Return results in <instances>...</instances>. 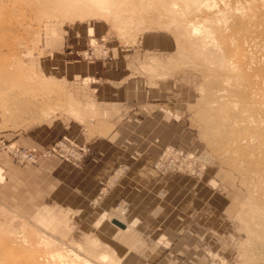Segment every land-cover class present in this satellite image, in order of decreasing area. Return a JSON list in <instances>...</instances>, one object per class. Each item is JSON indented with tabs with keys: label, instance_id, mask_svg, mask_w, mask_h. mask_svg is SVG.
Masks as SVG:
<instances>
[{
	"label": "rangeland",
	"instance_id": "1",
	"mask_svg": "<svg viewBox=\"0 0 264 264\" xmlns=\"http://www.w3.org/2000/svg\"><path fill=\"white\" fill-rule=\"evenodd\" d=\"M167 1L77 14L0 0V68L16 75L0 85V264H264L256 152L242 132L237 147L223 123L234 111L209 88L200 36L185 31L218 12L207 39L233 57L236 20L220 9L264 0ZM132 176L151 193L165 187L144 223L131 219Z\"/></svg>",
	"mask_w": 264,
	"mask_h": 264
},
{
	"label": "bare ground",
	"instance_id": "2",
	"mask_svg": "<svg viewBox=\"0 0 264 264\" xmlns=\"http://www.w3.org/2000/svg\"><path fill=\"white\" fill-rule=\"evenodd\" d=\"M115 1L116 0H52V5L57 9L58 8L63 9V11H66L69 13L83 14L84 11H90V10L95 9V8H98V10H99V9L104 8V7H108L109 4H111L112 2H115ZM182 1L184 2L186 0H182ZM194 1L195 2L200 1V2H198L199 4L204 3V2L202 3L201 0H194ZM205 1H207V0H205ZM117 2H118V0H117ZM159 2H160V6H161V0H159ZM166 2H168V1L166 0ZM191 2H192V0H191ZM207 2H206V4H207ZM214 2H218V1H214ZM214 2H213V4L215 5ZM241 2L243 3L244 1H241ZM139 3H141V2H139ZM186 3H188V2L186 1ZM186 3H184V4H186ZM196 3H195V5H196ZM167 4H169V3H167ZM236 4L237 3L235 1L234 6ZM245 4H246V2H245ZM162 5H164V4H162ZM172 5L174 7V3H172ZM172 5L169 4V6H172ZM204 5H205V3H204ZM216 5H220V3L216 4ZM232 5H233V3H232ZM232 5H229L227 7H225V5H224V8L223 9L221 8L220 11H222L224 13V15L226 14L225 17H227V19L232 16L235 18V19L234 18L233 19L236 20V22H235L236 25H235L234 29L237 32V35L235 38V41H236L235 48H233L235 51V54L233 57L226 56L227 53L226 54L219 53L217 50L214 49V48H216L215 44H217L215 41L216 39L214 40V36H213V40H211V38L207 39V37L210 35L211 30H213V29H211L212 25L209 24V25H211V26H209L208 22L210 20L212 21L213 19L216 20L218 18V16H217L218 12H213L212 14H210V16H207L205 19H204V17H202L203 19L201 18L204 21V25L206 24V26L208 25L210 28L203 26V24L201 25V24L195 23V22H193V20H192V22H191V20H189L190 23L185 27V31H186V33L190 32V33H194L195 35L197 34L200 36L198 42L197 41L195 42L196 39L193 41H194V44L196 43L197 46L199 48H201L202 50L201 49L198 50L196 48L195 49L199 52L201 51L202 53L206 54L205 61H207L206 70L208 71L207 74L209 77V79H208V84L210 86L209 88L212 89L213 93L216 94L217 101L219 99L221 100V104L224 105L223 107H225V105L226 106L228 105L229 107L227 106L226 108L229 109V111H230V109L234 111L233 113H231V111H230V115L228 116V120L226 122H223V123H226V124L228 123L227 125H230V129L235 134L232 137L236 141L238 148L240 146L245 150L246 146H243V144L245 142L243 143L242 141H247L254 148L256 153H254V154L252 153V154L255 156V163L256 164H255V168H253V170L255 169L254 172H257L256 175H258V179L260 180L261 178L264 179V4H258V5L256 4V6H254V7H248L247 6L248 4L246 6L244 4H242V7H239L241 4L238 5V7L237 6L231 7ZM166 6L168 7V5H166ZM212 7H211V9H212ZM214 7H216V6H214ZM168 9L172 10L173 8L171 9L170 7H168ZM103 10H105V9H103ZM94 12H95V10H94ZM227 19L225 18V21L231 20L230 18L228 20ZM177 23H178V21H177ZM184 23H182L183 26H184ZM213 24H215V23H213ZM174 27H175V25H174ZM179 27H181V24ZM179 31H177V32H179ZM186 43H187V41H186ZM188 43L190 46H192L191 45L192 41H191V44H190V42H188ZM209 45H213L214 46L213 49H211ZM220 45H218V46L220 47ZM192 48L193 47H191V49ZM183 49H185V48H183ZM177 51H178V49H177ZM182 53H183V51H182ZM202 58H200V59H202ZM176 60H178V59H176ZM0 63H1V61H0ZM4 67H5V65H4ZM15 76L16 75L14 72H12V71L8 72L7 70H5L1 67L0 68V85L4 86L8 83H11L13 81V79L15 78ZM204 81H206V80H204ZM212 90H210V91L212 92ZM216 99H214V100L216 101ZM222 110H224V109H222ZM225 112H227V111H225ZM235 129H236V131H235ZM241 132L244 135L242 137V138H244L242 141H241L242 138L240 136ZM247 142L245 143V145L247 144ZM234 149H235V151L237 150L236 148H234ZM241 153H242V151H241ZM245 155H247V154H245ZM250 162H251V160H250ZM251 169H252V167H251ZM247 170L249 171V169H247ZM253 170H250V172ZM243 174H247V173L242 172V175ZM253 174H252V176H253ZM256 175H254V176H256ZM245 176L246 175H244V177ZM248 176H250V174H248ZM256 177H253L254 179L250 178V177H248V178L254 180V182H255ZM250 181H248V184H250L249 183ZM262 182H264V181H262ZM257 183H260V182H257ZM257 183L255 186L258 185ZM262 184H264V183H262ZM246 186H248V185H246ZM251 190L252 189L250 188V191ZM258 200H259V198H258ZM261 200H264L263 196H262ZM251 204H253V203H251ZM261 204L262 203L259 204V208H260ZM255 206H257V205H255ZM255 206H254V210H256V209L258 210V206L257 207H255ZM263 210L264 209H262V213H263ZM256 211H254V213ZM256 214H258V211L256 212ZM247 218L248 217L246 216V219ZM242 219H244V217ZM248 221L249 220L247 219L246 220L247 225H248ZM258 221H259L258 223L260 225L261 232H259L257 228H256L257 230H255V231H258L259 233H261V235L264 236V215L263 214L259 216ZM242 223H244V222H242ZM258 232H256V234ZM248 233H249V231H248ZM261 235L258 236V234H257L256 235L257 239H258V237L260 239L262 237ZM254 238H256V237H254ZM254 238H251V239H253V241H255ZM245 242H250V240L249 241L247 240ZM252 242H250V243H252ZM249 245H251V244H249ZM252 246H253V244H252ZM247 247H249V246H247ZM255 247H253V248H255ZM260 247L262 248L261 245H260ZM251 252H253V250H250L249 255H248V259H249V257H251L250 256ZM255 253H257V252L254 251V254ZM63 254L61 252H57L56 256H58L61 259L63 257ZM100 257L103 258L102 260H105V258H108L107 255L105 253H102V252H101ZM53 258H55V257H53ZM68 258L69 257H67V259ZM254 258H255V256H254ZM73 260H74V258H73ZM57 261L59 262L60 260L57 259ZM69 261H70V259H69ZM66 262H68V260H66ZM60 263H62V261ZM70 263L71 264H79L78 262L76 263L75 260L71 261ZM54 264H56V263H54Z\"/></svg>",
	"mask_w": 264,
	"mask_h": 264
},
{
	"label": "crops",
	"instance_id": "3",
	"mask_svg": "<svg viewBox=\"0 0 264 264\" xmlns=\"http://www.w3.org/2000/svg\"><path fill=\"white\" fill-rule=\"evenodd\" d=\"M146 179L150 180V178H148V177ZM133 181H135V182H133ZM133 181L131 183L129 182L130 185L129 186L127 185V187L124 190L126 193V197L129 200H131V202L133 203V206L136 207L135 211H133V213H132L131 219L144 223L146 221L145 216H148V215H146V211L148 209L150 210L152 207L154 208V206L158 200V197L160 198L161 193H163V191L161 192V189L164 186L163 185H157V186L152 187V190H155V192L151 193V192H149L150 191L149 189H148L149 190L148 191L147 188H145V186H142V185L139 186L138 181H140L142 183L144 182L143 184H146V180L143 181L141 179V176H134ZM155 183H157V182H155ZM132 184L134 185V187L132 186ZM132 189L134 192H136L135 194H132L133 192L129 194V190H132ZM163 189H165V187ZM145 198L146 199L149 198V200L146 202L143 201ZM126 223L128 224V222H126ZM129 225H130V223H129ZM159 246L160 245H156V247H159ZM162 253H163V250H159L155 256H151L150 253H147L145 256V259L142 261L143 262H154L157 257L161 256Z\"/></svg>",
	"mask_w": 264,
	"mask_h": 264
},
{
	"label": "water",
	"instance_id": "4",
	"mask_svg": "<svg viewBox=\"0 0 264 264\" xmlns=\"http://www.w3.org/2000/svg\"><path fill=\"white\" fill-rule=\"evenodd\" d=\"M112 222L115 223L116 225L122 227V228L126 227V224H125L124 222L120 221V220L117 219V218H114V219L112 220Z\"/></svg>",
	"mask_w": 264,
	"mask_h": 264
},
{
	"label": "built area",
	"instance_id": "5",
	"mask_svg": "<svg viewBox=\"0 0 264 264\" xmlns=\"http://www.w3.org/2000/svg\"><path fill=\"white\" fill-rule=\"evenodd\" d=\"M31 158H32V156H31Z\"/></svg>",
	"mask_w": 264,
	"mask_h": 264
}]
</instances>
